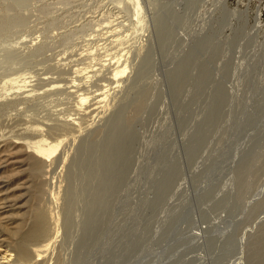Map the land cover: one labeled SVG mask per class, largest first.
I'll use <instances>...</instances> for the list:
<instances>
[{
  "label": "rangeland",
  "instance_id": "1",
  "mask_svg": "<svg viewBox=\"0 0 264 264\" xmlns=\"http://www.w3.org/2000/svg\"><path fill=\"white\" fill-rule=\"evenodd\" d=\"M134 1L0 0V132L95 118L0 203L59 213L46 264H264V0Z\"/></svg>",
  "mask_w": 264,
  "mask_h": 264
},
{
  "label": "bare ground",
  "instance_id": "2",
  "mask_svg": "<svg viewBox=\"0 0 264 264\" xmlns=\"http://www.w3.org/2000/svg\"><path fill=\"white\" fill-rule=\"evenodd\" d=\"M135 3H136V7H137L138 6V1L136 0ZM140 16H142V15L140 14ZM144 26H145V24H144ZM119 60L120 59L117 58V63L118 64L114 68H112L113 78H114L113 80L117 84L113 85L112 84L113 80L110 79L111 82L109 80L108 83H109V85L111 84L112 86L108 85L109 86L108 88L104 89L101 92L93 93L92 95H89L90 91H89V93L85 92L84 87L82 88V86H84L86 84L85 82H84L85 84L82 85L81 88H75L74 89L76 91V93L79 92L78 90L84 89V91H82L79 94H77L78 101H77L76 109H77L78 112H77V114L74 113V115L80 114V111L82 113V110L85 111L84 109L86 107L93 106L95 104L97 106L93 107L91 111L95 112L94 116L97 117L96 115L100 112V110H97V109L100 108V107L103 108L105 106V103H106L107 98H108L107 96H108V93H109L108 90L110 88H113V87L118 85V81H117L118 79L117 78L120 77V75H122L125 72V70H126L125 64L121 65ZM115 61H116V59H115ZM115 61H113V62H115ZM80 70H81V68H79V72H80ZM95 70L96 69H94V71H93L94 73H95ZM98 70H99V68H98ZM75 73H77V72H75ZM82 73H84V72H82ZM92 73H90L91 75H86V78H88V79H90L91 77L93 78V76H94L93 74L94 73L93 74ZM25 75L27 77V74H25ZM77 76L78 75H76V77ZM20 78H21L20 75H18L16 77L14 75L13 78H10L7 81L14 82L16 84V83H18L21 80L20 81V82H22L21 84H19L17 86L15 85L20 91V88L28 86L30 84V81H31V80H27L26 81L24 77L21 78V79ZM29 78H31V77H29ZM78 81H77L76 85L75 84L73 85L74 87H78L79 86ZM119 81H120V79H119ZM81 82L82 81H79V83H81ZM120 82H122V81H120ZM51 83H53V82H51ZM30 85L32 86L33 84H30ZM2 86H4V85H2ZM6 86H8V85L6 84ZM33 86L35 87V85H33ZM56 86H57V84H56ZM73 86H70V87H73ZM32 89H34L36 91L35 88L32 87ZM32 89H30V90H32ZM52 89H54V88H52ZM52 89H49V90H52ZM67 89H68V87H67ZM49 90L47 89V91H49ZM87 90L88 89H86V91ZM22 91L25 92L26 89H25V91L24 90H22ZM70 91H71V89H70ZM111 92L113 93V89H112ZM32 93H34V92H32ZM76 93H75V95H76ZM8 94H5L4 97H3V100H0V109L3 108V107L6 108V107H8L10 105H13V103L15 102V98L10 99L9 98L10 96L9 97L7 96L9 99L6 98V95H8ZM17 94H18L17 97L19 98L20 93H17ZM43 94H44V92H43ZM21 95H22V93H21ZM29 95L30 94L27 93V95H25L24 97L29 96ZM69 95H71V94H69ZM0 96H2V95H0ZM20 97L22 98L23 96H20ZM74 97H76V96H74ZM110 97L111 96H109V98ZM112 98H113V96H112ZM23 100H24V98H23ZM90 100H96V101H93L92 103H90ZM19 101H20V99H19ZM24 101H27V99L24 100ZM102 102H104V103L102 105H99ZM16 103L19 104V102H16ZM24 104H25V102H24ZM106 105H108V104L106 103ZM75 112H76V110H75ZM84 113H86V112H84ZM91 118L93 119V121L95 120L94 117H91ZM97 119H99V118H97ZM93 121H90V122L93 123ZM29 123H31V122H29ZM84 123H86V122H84L82 115H78V116H74V117L67 116V117H64V119L58 120L57 122H54V123H51V124H47L45 126L44 125H42V126L38 125L39 123H37V124H32L31 123L29 125L26 124L27 127L26 126L25 127L22 126L23 127L22 131L20 130L19 132H14L12 134L10 133V135H7V136L5 134H3L2 132H0V168H2V171L4 170L5 173L13 171L12 173L4 174V176H1L0 177V181L3 182V180L6 179V177L7 178H15V180L23 179L22 182H18L16 184V185H18L17 189L21 188V189H25L26 191H28V192H23L21 194L19 192V195H16V197H15L16 200H19V199L22 200L24 198L26 200L29 199V198H26L30 194L29 193L30 190H28V188L30 189L31 186H33V187L37 186V185H35L37 183H35V181H34V174L36 172H39L40 170H44L45 168L50 167L51 164L54 163L55 160H58V159H61L62 161L66 160V158H67V156H66L67 154L66 153L67 152L65 153L66 154L65 155L61 151V154H59L56 158H55V152L57 150L60 151V147L61 146L64 147V144H65L66 141H68V138H69L70 135H71V139H72V138L77 136L75 133L78 132V134H80V132H82V130H85V128L87 126H90L92 124V123H90V124L86 123L87 126H85ZM87 128L89 129L90 127H87ZM87 128H86V130H87ZM7 134H9V133H7ZM62 147H61V149H62ZM70 157H71V155H70ZM63 164H67V163H63ZM20 166H23L24 168L23 169H19ZM37 174L38 173H36L35 176ZM2 178H3V180H2ZM38 184H41V183H38ZM53 184H54V182H53ZM34 188H35V192L32 191L31 195H32V197L35 196L34 198H36V197L38 198V194H37V190L38 189L36 187H34ZM51 191H53V190H51ZM38 193H40V191H38ZM33 194H35V195H33ZM41 194H42V192H41ZM8 195H9V193H8ZM12 195H13V193L11 195H9L8 198L10 196L12 197ZM6 198L7 197H5V198L2 197V200L6 199ZM37 198H36V200H37ZM44 198H46V197H43V199ZM26 200H24V203H22V204H25ZM48 201H50V200H48ZM54 201H53V203H54ZM15 203L10 204V206H8V205H6L4 203L2 205V202L0 203V211H1L0 212V234H2V235H0L2 237V239H0V264H43V263L46 264V257L45 256L48 253L49 248L51 247L50 244L53 245V242H56L55 241V237L57 236V232H58L57 231V228H58L57 225L59 223H61L60 219H58V217H60L59 213L57 212L58 215H57L56 212H54L56 214H52L53 212L51 213V212L46 211V209H44V207H42L41 204L39 205V207H38V205H36V203L34 205L33 204L34 202L32 200L33 206L30 204L31 205V207H30V211H31L30 215H29V213H27L28 210L26 212L24 211L26 213V215L28 214L29 217H30V219H28V221L29 220L30 221L29 222L27 221L28 225L25 223L27 226H26V228H24L23 227L24 223L22 224L20 221H23L22 218L26 217L25 215H22V214H25V213L22 211L21 214H20V213H18V211L22 207L25 208L27 206V204L16 206ZM27 203H30V201L27 202ZM14 205H15V207H13ZM6 207L8 209L4 210V208H6ZM15 209H17V211H15ZM3 212H5V213H3ZM22 216H24V217H22ZM18 219L20 221H17ZM15 221H17V222H15ZM47 257L49 258L50 256H47Z\"/></svg>",
  "mask_w": 264,
  "mask_h": 264
}]
</instances>
